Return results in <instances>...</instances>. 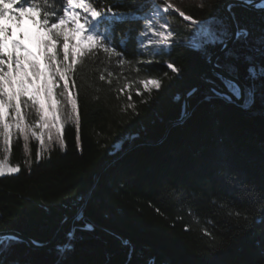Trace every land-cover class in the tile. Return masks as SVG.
<instances>
[{
	"label": "trees",
	"instance_id": "obj_1",
	"mask_svg": "<svg viewBox=\"0 0 264 264\" xmlns=\"http://www.w3.org/2000/svg\"><path fill=\"white\" fill-rule=\"evenodd\" d=\"M225 1H169L201 32L172 12L158 22L168 24L158 30L173 33L166 46L153 48L151 35L140 42L142 21L115 25L112 46L121 55L101 50L75 75L79 143L74 122L64 124L63 146L55 133L50 145L45 135L43 148L31 136L27 150L22 137L13 141L11 162L20 172L0 177V230L46 242L83 206L50 247L15 239L11 252L0 250L3 264H264L259 206L249 214L229 200V189L264 187V81L248 72L249 61L264 64V10L232 5L243 32L229 49L232 55L217 60L222 67L234 65L231 73L252 88L246 93L250 105L203 85L190 98L189 117L168 124L181 116L188 88L206 78L225 88L208 61L221 44L208 51L193 46V34L201 36L203 29L222 24L231 35ZM48 2L50 10L60 7L57 0ZM104 2L121 5L116 11L149 10L146 0ZM122 37L126 44L120 47ZM151 79L161 87L145 88L142 81ZM66 243L71 247L65 249Z\"/></svg>",
	"mask_w": 264,
	"mask_h": 264
},
{
	"label": "snow or ice",
	"instance_id": "obj_2",
	"mask_svg": "<svg viewBox=\"0 0 264 264\" xmlns=\"http://www.w3.org/2000/svg\"><path fill=\"white\" fill-rule=\"evenodd\" d=\"M57 3L60 7L53 11L50 10L48 0H0V138L3 140L5 153H10L13 139L18 136L23 138L25 150L30 136L36 138L43 148L47 135L50 145L54 139L53 130L63 146L64 124L68 122L75 123L76 140L79 143L80 112L76 99L75 75L101 50L108 55H121L117 46H112L115 25L128 21L144 22L143 30L138 33L140 42L143 43L144 37L150 32L158 37L155 41H148L153 48L156 45H168L173 35L171 31L158 30L168 28L167 22L162 25L158 23L162 19L166 21L167 14L179 13L191 26L198 25L193 17L186 15L169 0H146L149 9L147 12L140 8L116 11L114 9L121 5L109 6L104 0H57ZM231 7L230 5L229 8ZM25 18L36 28L35 42L38 51H33L25 43V40L31 38V30H25ZM5 20L12 22L15 28L21 29L19 36H15L11 25L3 23ZM52 20L55 22H50ZM197 32H201L200 26H197ZM243 35L247 36L248 33ZM229 36L221 24L216 30L203 29L199 37L194 33L196 43L193 46L208 51L207 46L219 43L227 48ZM125 44L126 39L122 37L119 46L123 47ZM231 55L230 50L226 51V57ZM249 65V78L264 81V64L257 66L249 61ZM167 67L178 71L171 63ZM223 67L229 72L235 70L231 64ZM217 75L230 93L226 94L228 99L241 98L244 94L252 92L250 86L242 90L239 84L226 79L222 73ZM100 79L103 80L104 77L101 76ZM142 83L145 88L149 84L156 89L161 87L157 80ZM251 101L252 96H249L245 105H250ZM28 110H34L39 119L29 123ZM37 128L41 131H37ZM44 129H47V134L42 131ZM39 158L38 154L37 159ZM6 171L18 173L20 167H9L5 159L0 161V177L4 176ZM229 191L231 204H238L244 212L250 214L257 210L258 205L260 218L264 222V187L246 184L243 189L232 188ZM233 214L239 218L241 212H228L229 216ZM84 227L89 230L92 228L90 224H85ZM68 236L74 239L73 232H69ZM15 243V237L0 236V250L11 252ZM70 247L71 243L64 245L65 249ZM0 264L3 262L0 261Z\"/></svg>",
	"mask_w": 264,
	"mask_h": 264
},
{
	"label": "water",
	"instance_id": "obj_3",
	"mask_svg": "<svg viewBox=\"0 0 264 264\" xmlns=\"http://www.w3.org/2000/svg\"><path fill=\"white\" fill-rule=\"evenodd\" d=\"M234 4L243 5V6L250 8V9H255L258 11L264 10V0H247V2H245V0H226L223 6H224V9L226 10V12L228 14V18H229V21L231 23L232 33L229 36V38H227V48H225L224 45L221 44L220 47L214 53H212L210 55V57L208 58V61L211 64L215 73H217V74L222 73L226 79H231V80L235 81L237 84H239L241 89L243 90L246 88L245 83L239 77H237V76L233 75L231 72L227 71L224 67H222L217 62L218 58L222 54H224L226 51H228L230 49V47L233 45V43L236 41V39L238 37L237 33L241 32L237 23H236V19L234 17L232 9L229 8L230 5L232 6ZM203 85L209 86L212 90H214L216 93H218L219 95H221L223 97L227 98V95H230V93H228V90L226 88H223L218 82H216L212 79L206 78V79L202 80L201 82L197 83L196 85H194L193 87L186 90L184 102H183L182 115L177 120L169 121L168 122L169 125L173 122H180L182 120H185L187 117H189L190 112H191L190 98ZM246 99H247L246 94H244L241 98L232 97V99H228V100L235 101L239 105H244ZM136 138H137V135H134L132 137L131 144L134 143ZM151 140H153V139H151ZM108 162L109 161H107L106 164ZM91 191H92V188H90L88 190L87 195H86V199L90 196ZM82 206H83V204L80 205V207L78 208V210L74 214H72L71 216L64 219L61 226L59 227V229L55 233L54 237L49 241H46V242L37 241V240L33 239L32 237L27 236V235L23 234L22 232H20L19 230H16V229L0 230V236L15 237V239H17V240H22V241L26 242L32 248L50 247L52 244H54L58 240V238L60 237L62 231L64 230L65 225L68 222V220L71 219L73 216H75L78 213V211L81 210Z\"/></svg>",
	"mask_w": 264,
	"mask_h": 264
},
{
	"label": "rangeland",
	"instance_id": "obj_4",
	"mask_svg": "<svg viewBox=\"0 0 264 264\" xmlns=\"http://www.w3.org/2000/svg\"><path fill=\"white\" fill-rule=\"evenodd\" d=\"M169 1L177 2V1H182V0H169ZM23 23L25 25V30H29V29L31 30V38H30V40H25V43H27L28 46L30 48H32L33 51H38L37 46H36V42H35L36 29H34V26L31 25L28 22V20H25ZM13 29H14L15 36H19L20 32H21V29H18V28H13ZM242 32H243V30H242ZM150 35H151V33L149 32L148 36L150 37ZM154 39H158V37H155V36L151 35L150 40L154 41ZM9 48H11V44H9ZM41 64H43V58L42 57H41ZM151 80H156V79H151ZM28 111L30 113L29 116H28L29 123H33V122H35V121H37L39 119L38 116L35 114L34 110H28ZM37 131H41V129L37 128ZM42 131H44L47 134V129H44ZM54 133H55V130H53V134ZM56 136H57V134H56ZM16 138H14L13 141ZM11 158H12V148H11L10 153H5L3 151V140H2V138H0V161H4L6 159L9 167L17 166V165H14L11 162ZM9 173L10 172H7V171L5 172V174H9Z\"/></svg>",
	"mask_w": 264,
	"mask_h": 264
},
{
	"label": "bare ground",
	"instance_id": "obj_5",
	"mask_svg": "<svg viewBox=\"0 0 264 264\" xmlns=\"http://www.w3.org/2000/svg\"><path fill=\"white\" fill-rule=\"evenodd\" d=\"M234 17H235V16H234ZM236 23H237V21H236ZM237 25H238V24H237ZM238 27H239V25H238ZM239 29H240V27H239ZM240 31L242 32L241 29H240ZM241 32H240V33H241ZM237 38H238V37H237ZM208 58H209V57H208ZM188 89H189V88H188ZM213 91H214V90H213ZM182 112H183V111H182ZM181 115H182V114H181ZM180 117H181V116H180ZM180 117H178V118H176V119H174V120H177V119H179ZM187 118H188V117H187ZM172 121H173V120H172ZM182 121H183V120H182ZM180 122H181V121H180ZM173 123H175V122H173ZM171 124H172V123H171ZM137 138H138V136H137ZM137 138H136V139H137ZM131 140H132V138H131ZM135 141H136V140H135ZM135 141H134V142H135ZM130 144H131V141H130ZM131 145H132V144H131ZM86 195H87V194H86ZM90 195H91V194H90Z\"/></svg>",
	"mask_w": 264,
	"mask_h": 264
}]
</instances>
